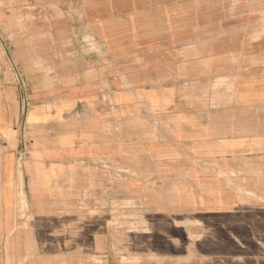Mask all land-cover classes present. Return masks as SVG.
<instances>
[{
  "label": "crops",
  "instance_id": "obj_1",
  "mask_svg": "<svg viewBox=\"0 0 264 264\" xmlns=\"http://www.w3.org/2000/svg\"><path fill=\"white\" fill-rule=\"evenodd\" d=\"M23 204L38 229H15ZM105 204L181 241L176 217L227 216L198 263L264 264V0H0L6 251L66 217L105 237L81 228Z\"/></svg>",
  "mask_w": 264,
  "mask_h": 264
},
{
  "label": "rangeland",
  "instance_id": "obj_2",
  "mask_svg": "<svg viewBox=\"0 0 264 264\" xmlns=\"http://www.w3.org/2000/svg\"><path fill=\"white\" fill-rule=\"evenodd\" d=\"M28 207L26 204L17 206L18 219L15 222V229L39 228L38 222L29 214ZM106 207V204L91 206L89 212L81 218L82 229L92 226L94 228L98 224L105 228V237L71 236L70 234L78 226L72 219L66 217L67 219L61 220L62 236L18 238L20 241L15 237L14 242L10 243L13 248H9L8 251H6V239L0 238L3 264H199L201 253L198 252V244L203 243L206 238L203 237L204 231L218 229L220 223L227 219V216L225 218V216L215 217L197 213L178 216L173 222L174 227L177 226L175 228L180 232L185 230L188 233V238L181 241L171 237L170 221L158 220V224L163 227H156L152 221L154 224L152 226L151 216L137 212L133 204L122 206L113 204L110 214ZM85 224L90 226L87 227ZM46 228H53V221H48ZM174 243H189L185 258H175L181 253L173 252ZM240 262L243 261L231 263L223 258L222 264H246Z\"/></svg>",
  "mask_w": 264,
  "mask_h": 264
},
{
  "label": "bare ground",
  "instance_id": "obj_3",
  "mask_svg": "<svg viewBox=\"0 0 264 264\" xmlns=\"http://www.w3.org/2000/svg\"><path fill=\"white\" fill-rule=\"evenodd\" d=\"M253 13V12H252ZM194 14V13H193ZM247 14V13H246ZM249 14V13H248ZM244 15V14H243ZM239 16H241V15H239ZM233 17H237V16H233ZM231 18V17H230ZM245 18H247V17H245ZM248 18H251V17H248ZM194 19V18H193ZM234 19V18H233ZM241 19H244V18H241ZM223 20V19H222ZM244 20H246V19H244ZM196 21V20H195ZM237 21V20H236ZM238 22V21H237ZM197 23V22H196ZM223 24H225V23H223ZM228 24V23H227ZM188 29H190V28H188ZM191 36V35H190ZM216 78V77H215ZM218 87V86H217ZM46 107V106H45ZM103 122H104V120H103ZM8 160V159H7ZM7 163H8V161H7ZM12 163H13V161H12ZM65 163V162H64ZM8 167V166H7ZM13 171V170H12ZM217 178V177H216ZM197 192V191H196ZM10 222V221H9ZM157 233V232H156ZM160 233V232H159ZM158 234V233H157ZM161 234V233H160ZM148 240V239H147ZM156 241V240H155ZM155 249V248H154ZM89 262V261H88Z\"/></svg>",
  "mask_w": 264,
  "mask_h": 264
},
{
  "label": "built area",
  "instance_id": "obj_4",
  "mask_svg": "<svg viewBox=\"0 0 264 264\" xmlns=\"http://www.w3.org/2000/svg\"><path fill=\"white\" fill-rule=\"evenodd\" d=\"M27 106H28V103H27V101L25 102V108H24V111H26L27 110ZM24 153V152H23Z\"/></svg>",
  "mask_w": 264,
  "mask_h": 264
}]
</instances>
